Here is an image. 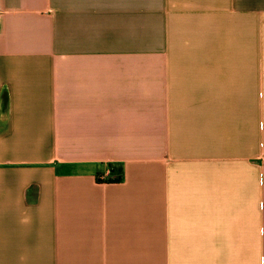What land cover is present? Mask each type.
<instances>
[{"label": "crops", "instance_id": "crops-1", "mask_svg": "<svg viewBox=\"0 0 264 264\" xmlns=\"http://www.w3.org/2000/svg\"><path fill=\"white\" fill-rule=\"evenodd\" d=\"M1 120L0 264H264V0H0Z\"/></svg>", "mask_w": 264, "mask_h": 264}, {"label": "trees", "instance_id": "trees-1", "mask_svg": "<svg viewBox=\"0 0 264 264\" xmlns=\"http://www.w3.org/2000/svg\"><path fill=\"white\" fill-rule=\"evenodd\" d=\"M5 106H6V99H5V97H3V98H2V107L5 108Z\"/></svg>", "mask_w": 264, "mask_h": 264}, {"label": "rangeland", "instance_id": "rangeland-1", "mask_svg": "<svg viewBox=\"0 0 264 264\" xmlns=\"http://www.w3.org/2000/svg\"><path fill=\"white\" fill-rule=\"evenodd\" d=\"M1 123H0V130L3 128V126H4V123H3V120H1L0 121Z\"/></svg>", "mask_w": 264, "mask_h": 264}]
</instances>
